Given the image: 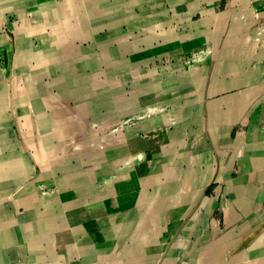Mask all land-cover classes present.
Here are the masks:
<instances>
[{"label": "crops", "instance_id": "crops-1", "mask_svg": "<svg viewBox=\"0 0 264 264\" xmlns=\"http://www.w3.org/2000/svg\"><path fill=\"white\" fill-rule=\"evenodd\" d=\"M23 1L7 0V4L21 9ZM96 1L59 0L57 6L39 9L41 22L52 21V27L45 28L48 35L41 38L36 34L33 39L40 48L46 40L52 46L46 51L48 62L33 69V79H54L70 71L67 92L59 90L61 94L56 96L26 82L19 89L26 70L17 76L11 59L5 94L8 105L0 107L1 113L9 114L0 122L4 127L0 128L1 147H12L5 154L6 162L23 156L27 159L19 162L35 161L40 168L36 180L53 176L63 184L60 187L66 197L55 202L58 211L50 206L44 213L37 212L39 203L32 197H18L34 181H20L21 167L13 162L17 181L8 189L0 181V190H8L5 196L0 195L2 264L11 258L15 259L12 264H18L20 252L34 257L38 264L234 261L256 241L264 240V35L248 41L241 23L221 29V23L216 22L219 11L229 3L237 9L242 0H122V7L118 0L105 12L101 3L96 7ZM257 2L256 10L264 17V0ZM21 19L15 18L10 27L17 22L24 27ZM1 24L0 30L8 27L7 21ZM25 29L34 32L39 25L27 23ZM123 36L134 50L128 60L114 61L117 81L127 80L130 86L143 89L144 98L159 100L142 125L125 137L103 141L110 148L74 157L72 146L93 137L88 132L91 118L114 120L117 112L110 93L120 88L107 87L100 77L105 68L97 72L92 67L97 62L100 65L98 60L86 56L75 60L66 50L89 39L119 42ZM29 37L25 44L32 43ZM188 56L193 62L184 65ZM16 77L20 81L15 87L23 91L21 96L11 95ZM22 100L28 109L26 121L19 120ZM8 119L12 135L6 133ZM142 128L146 132L137 136L136 131ZM17 146L21 152L13 149ZM28 146L35 150L32 155L25 151ZM134 155L141 158L126 166V171L121 169V161ZM7 167L0 163V180ZM120 171V179L104 186L103 177ZM66 174L72 178L62 177ZM15 196L22 211L8 209ZM27 204L34 211L31 217ZM17 213L23 216L21 220ZM253 215L260 218L253 220ZM141 221L146 228L139 233ZM232 229L239 235L233 234L231 244L217 243ZM236 243L239 251L234 250ZM251 258L255 264H264V251Z\"/></svg>", "mask_w": 264, "mask_h": 264}, {"label": "rangeland", "instance_id": "rangeland-1", "mask_svg": "<svg viewBox=\"0 0 264 264\" xmlns=\"http://www.w3.org/2000/svg\"><path fill=\"white\" fill-rule=\"evenodd\" d=\"M59 0H24L23 1V5L22 8L20 9L18 7V5H14L11 6L9 4H7V0H0V29L2 27L1 22L5 23V21H7V26L9 27H3L2 30H0V105H8V103H6L5 101V94L7 93L6 89H7V84H8V80L9 77L11 76V59L13 57L12 60V71L13 73L15 72V74L18 73L24 74L25 70V81L23 79V77H21V81L18 80V78H13V81L11 82L13 84V92L11 95H19L21 96L23 91L22 90H18L15 85L17 82L18 83V88L22 89V86L24 85V83L26 82L27 85H29L31 88H37V87H42V88H46L50 91L51 94H54L56 96H59V94H61L59 92V90H62V92H67L69 90V85L66 84L65 82H67L68 80V75L70 74V71H66L65 73H60L59 76H55L54 79L51 77V79H48V77H44L40 80H34L33 79V74L32 71L33 69L37 68L42 65V63H47L48 60V53L46 52L51 46H52V42H48V40H46L45 45H42V48H40V44L38 43L37 39H33V35H40L41 38H43L47 33L45 32V28L46 27H52V21H48V20H44L43 22H41L43 20V18L41 16H39V9L40 8H47V6L50 7L55 5L57 6V3ZM96 3L98 4L96 7L104 5V12L107 10L106 8H110L111 6H115L118 4V0H104L101 1L99 0L98 2L96 1ZM119 3L121 4V7L123 6L122 0L119 1ZM126 3V2H125ZM228 7H226L224 10L226 9H232L234 7L231 6V3H229L227 5ZM238 9V8H237ZM109 12V11H108ZM9 15L8 14H11ZM260 15L258 16L257 14H255L254 16H252L251 19L245 20V18H241V21L247 22L248 23V31L245 32V34L243 35L244 37H246V39L249 41L250 38H255L256 35L261 36L260 34L264 35V28L261 30L260 28H262V26L257 27L258 24L257 22H259V20H261V18L263 16L262 11H259ZM257 15V17H256ZM16 20L21 19L24 22V27L22 26V22H17V26L15 27H10V23H15L14 20L15 18ZM256 17V18H255ZM218 17H215V20L217 23H220V20H218ZM232 20H233V16H229L227 21H225V24L222 27V23H221V29L225 28L227 25L232 24ZM231 23H230V22ZM251 21V23H250ZM40 22V23H39ZM27 23L35 26V25H39V30H34V32H31L27 29H25L27 27ZM22 26V27H21ZM256 27V28H254ZM254 32H252V31ZM52 32V31H51ZM263 32V33H262ZM94 33V32H93ZM260 33V34H257ZM8 35L9 36V41H8ZM17 35L19 36V38L17 37ZM48 35V34H47ZM247 35V36H246ZM29 36L31 37V42L32 43H28L25 44L24 42L30 39ZM95 36V34H92L91 39ZM255 36V37H254ZM107 37H110V35H108ZM4 38V39H2ZM22 39V40H21ZM91 39H89L87 42H79L76 43L75 46H73L72 49L68 48V50L71 52L70 53V57L74 56L73 58L78 59V57H87V60H93L95 61H99V66H98V62L96 63V65L92 66L95 71L100 72V68L103 67L105 68L104 71V75H100L101 79L104 81L105 84H107V87L109 89L115 87V86H119L120 90L116 91L115 93H110V97L113 103V107L115 109V111L117 112L116 117L114 118V120L112 122H108V120H105L103 118H91L89 120V124H88V132L92 133L93 137L89 140H87L86 142H78L75 143L72 146V155H74V157H80V156H86L89 154H95L98 151H105L107 148H110L109 144H102L103 141H110L112 140L111 138H121V137H125L126 134L132 130L133 128H137L138 126L142 125V120L144 117L148 116L150 111H152L151 109H153V107L156 105V103L158 102V97H152V98H144V91L142 88L140 87H136V86H130L128 84V82H126L127 80H119L118 79V67L117 65H113L115 60H128L129 57H131L133 55V50L134 47L132 45V43L129 41L128 38H126L125 36L121 37V39L118 41H110V39H102V40H93L90 41ZM10 43V44H9ZM33 44V45H32ZM78 44V45H77ZM10 45V46H9ZM77 47V48H76ZM250 49V48H249ZM248 49V50H249ZM82 52V53H80ZM42 56H46L44 59V61L39 63L38 60L40 57ZM82 58V59H83ZM193 58L191 56H188V58L185 57V59H183L184 61V65H191L193 60ZM90 69V68H89ZM86 72V71H85ZM37 73V70L35 72V74ZM88 73L90 74V72L88 71ZM70 76V75H69ZM14 77V76H13ZM52 83V84H50ZM119 84V85H117ZM47 93V92H46ZM46 95V94H44ZM50 95L47 94L46 97ZM42 98L41 100L44 101V99L46 98ZM21 99V98H20ZM96 100V98H94ZM39 100V98H37V101ZM94 100V101H95ZM153 101L152 103H150V101ZM156 100V101H155ZM37 101H35L36 103H38ZM5 102V103H4ZM89 104L91 103V101H88ZM135 106H137L138 108L135 109ZM6 109V107H4V110ZM41 111V110H40ZM28 109L26 108L25 102L22 100L21 101V107L18 109V114L19 116L21 114H23L22 116L19 117V120H27V116L28 115ZM5 111L4 112H0V116H1V121H3L7 116H9V114L7 113L5 116ZM26 114V115H24ZM4 115V116H3ZM39 118L40 117V113L38 114ZM9 118V117H8ZM25 118V119H24ZM7 119V118H6ZM43 120V118H42ZM9 121V126H11V122ZM108 122V123H107ZM29 120H28V124H29ZM5 126V125H4ZM13 129L15 131V133L17 135H19V130H18V126L17 124L13 123ZM0 128H4L3 125L0 126ZM25 132L26 129H25ZM146 131L142 128L139 131H136V135L137 136H143L144 133ZM6 133L8 134H13L12 130L9 129ZM13 139V138H12ZM19 146V145H18ZM17 147H13L14 150L16 151H20L22 149H19ZM18 148V150H17ZM2 149V151H1ZM12 149V147H10L9 149H7L5 146L1 147L0 144V163L3 164L4 166L7 165V162L5 159V154L7 153L8 150ZM28 154L32 155V152H34L35 150H33L31 147H27L25 150ZM22 155V154H21ZM25 155V154H24ZM23 156V155H22ZM141 156L140 155H134L133 157H131L130 159H127L125 161H121L120 164V168H124V171L127 170L126 166L131 165V163L135 162L136 160L140 159ZM19 160H26V157H19ZM19 160H11L12 163L13 162H19ZM15 165V163H13L11 167H13ZM19 166L21 167V174L19 173V175L17 177H19L20 181H22L23 183L26 182H32L34 181L28 188H26L25 190H23V192L18 195L22 196V198H31L32 200L37 202L40 200H42V202H46V199L52 195L55 194V192L57 193H62V189L61 187L63 186L62 183H60L59 181H55L53 176H49V177H44L41 176V178L36 180V177L40 174V168L39 166L35 163V161H20L19 162ZM17 170V168H16ZM15 170V171H16ZM43 172H46L45 170H43ZM41 172V173H43ZM57 173H59V171H57ZM121 173H123V171L114 173V174H109L105 177L99 178L103 183L104 186H109L110 181L111 180H116L117 178L120 179L121 177ZM16 177V176H15ZM15 177H12V179H15ZM3 179V177H2ZM5 176H4V180H5ZM96 179V178H93ZM2 181V180H0ZM101 182V183H102ZM14 184V182L12 183ZM11 184V185H12ZM61 186V187H60ZM58 189V190H57ZM60 189V190H59ZM56 190V191H55ZM8 191V190H7ZM4 189L0 190V194L1 196H5V193L7 192ZM51 191V192H50ZM47 194H51L50 196H47ZM46 196V197H44ZM53 196V195H52ZM53 198V197H51ZM18 199L16 196L12 198L11 202L9 203L8 209L10 210H14V209H19L20 211L23 210L22 205L18 204ZM88 200H91L90 198H88ZM30 201V200H29ZM27 206V210H29V204L26 205ZM20 213H17V217L19 216ZM255 216V215H253ZM20 217V216H19ZM23 217V216H22ZM253 218V217H252ZM260 218V217H257ZM248 224V222L246 223V225ZM1 225V222H0ZM246 225H243L244 227ZM2 226V225H1ZM24 228L26 227L25 224H23ZM240 226V225H239ZM241 227V226H240ZM3 228V226H2ZM0 228V232L1 229ZM238 229V226L237 228ZM8 231L12 232L14 234V237L17 238V233H15L16 229L13 228V230L11 231V229H8ZM29 231V229H27V227L24 229V233H27ZM12 234V235H13ZM235 237H237L239 235V231H237V234H234ZM26 236V235H25ZM24 236V237H25ZM10 241V240H9ZM133 239H131V241L129 242L130 245L133 244ZM258 242V241H257ZM23 245H25L24 241L22 242ZM3 244L6 245L7 242L3 241ZM237 246L235 247V251H239L240 248V244L236 243ZM30 246V245H29ZM29 246H26L29 248ZM208 247V246H205ZM264 246H262V248L260 249L259 254L262 253V251H264ZM251 249L249 250H245L242 252V254L240 256H237V258H235V260L231 261L228 264H255V261L253 262V260H249L252 259V256H256L259 254H255L253 252H250ZM6 255V254H5ZM27 258V259H26ZM22 262H18V264H38L37 261L34 262L33 258L34 257H26ZM31 261H30V260ZM2 261H0V264H2ZM11 261H15V259L11 258L10 261H6V264H10ZM249 261V263H248ZM116 264V261L114 262ZM12 264V263H11ZM180 264H188L187 260H182L180 262Z\"/></svg>", "mask_w": 264, "mask_h": 264}, {"label": "bare ground", "instance_id": "bare-ground-1", "mask_svg": "<svg viewBox=\"0 0 264 264\" xmlns=\"http://www.w3.org/2000/svg\"><path fill=\"white\" fill-rule=\"evenodd\" d=\"M259 2H257V0H254V2H252L251 0H242V3L241 5L238 7V9H226V10H221L219 11L215 17H218L220 20V23H222V27L223 25L225 24V21H227L228 17L231 15L233 16V20H232V24H235V23H241L245 29V32L248 31L249 29L247 28L248 27V21L247 22H244V21H241V18L243 16V18H245V20H248V19H251L252 16H254L255 14H257L258 16L260 15L259 11L256 10V6L259 5L257 4ZM228 7V6H227ZM256 15V17H257ZM214 16V15H213ZM255 17V18H256ZM261 18V20H259V22H257L258 26L257 27H260L262 26V28H260L261 30L264 28V17H259ZM206 20V19H205ZM204 20V22H205ZM209 22V19L207 18V23ZM218 22V21H217ZM230 22V21H229ZM231 23V22H230ZM251 23V21H250ZM256 28V27H254ZM252 31V30H251ZM244 32V31H243ZM254 32V31H253ZM245 34V33H244ZM257 34H260V33H257ZM247 36V35H246ZM257 36V35H256ZM255 37V36H254ZM246 39V37H244ZM22 40V39H21ZM251 40V38H250ZM246 41V40H245ZM264 87V85H263ZM252 88V87H251ZM256 94V93H255ZM246 100V99H245ZM1 107V105H0ZM0 111H1V108H0ZM41 116V115H40ZM0 120H1V116H0ZM9 163H7V168L3 171V179H1V185L5 188V189H8L10 187V185L14 182H16L17 180H14L12 179V177H14V174H15V169H16V166L14 165L13 167L10 168V166L13 164L12 161H8ZM132 172V171H131ZM4 176H5V180H4ZM62 177H65L66 179H69V178H72V176H70L69 174H66ZM129 180V179H128ZM132 182V181H131ZM58 190V189H57ZM60 190V189H59ZM56 191V190H55ZM51 192V191H50ZM58 192V191H57ZM55 192V194H47V196H50L49 199L47 198L46 199V202H42V200L37 201V203H39V206L36 207V210L37 212L39 211L40 213H44L45 211H48L50 210V206H53L52 208L54 209L53 211H58V209L60 208H56L55 209V202H58L60 201L61 198H64L66 196L62 195V193H57ZM1 195V194H0ZM46 197V196H44ZM53 197V198H51ZM178 198V197H177ZM28 203V201L26 202ZM54 204V205H53ZM3 211V210H2ZM1 212V211H0ZM32 212L33 209L31 208V206L29 205V211H28V215L31 217L32 216ZM142 216V215H141ZM143 218V216H142ZM18 220H21L22 219V216L21 217H17ZM257 219L255 216L253 217V220ZM248 222H252V221H248ZM90 223V222H89ZM253 225V224H252ZM141 230L139 231V233H142V231L146 228V226H144V222L141 221ZM237 228V227H236ZM241 227L238 226V230L240 229ZM8 231V230H7ZM233 232H235V229H232V230H229L227 231L226 233H224L221 238H219V240L217 241V243L219 244H224V243H232V239H233ZM55 243V242H54ZM264 244V240H259L258 242L256 241L250 248L249 250L251 249L250 252H253V253H257L259 254L260 252V249L261 247L263 246ZM209 245V244H208ZM31 246V245H30ZM29 246V247H30ZM40 250V249H39ZM20 252V250H19ZM61 253V252H60ZM58 254V253H57ZM28 256H25L24 255V252H20V262L23 261L24 258H26ZM27 259V258H26ZM24 259V262L25 260ZM61 259V258H60ZM235 259V258H234ZM1 260V259H0Z\"/></svg>", "mask_w": 264, "mask_h": 264}]
</instances>
